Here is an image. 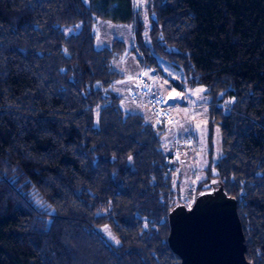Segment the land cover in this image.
Instances as JSON below:
<instances>
[{
  "label": "trees",
  "instance_id": "1",
  "mask_svg": "<svg viewBox=\"0 0 264 264\" xmlns=\"http://www.w3.org/2000/svg\"><path fill=\"white\" fill-rule=\"evenodd\" d=\"M135 5L0 0V264H180L167 244L178 162L161 149L163 122L108 88L125 44L95 48L97 16L132 23L142 67L162 59L184 76L172 84L206 87L221 155L193 196L222 185L246 259L264 264V0H148V49Z\"/></svg>",
  "mask_w": 264,
  "mask_h": 264
},
{
  "label": "rangeland",
  "instance_id": "2",
  "mask_svg": "<svg viewBox=\"0 0 264 264\" xmlns=\"http://www.w3.org/2000/svg\"><path fill=\"white\" fill-rule=\"evenodd\" d=\"M136 2L135 9L138 10L139 20L142 23V43L149 48V22L147 21L146 5L148 0H133ZM116 4V3H114ZM118 15V13H117ZM79 24L61 25L60 32L64 35L75 33L79 30ZM92 34H94L95 48L110 46L113 39L117 38L125 44L124 56L112 61L114 69L120 76L108 88L116 96H120L121 109L126 112H139L152 125L161 123L155 117L149 106L145 103L131 101L128 99L129 90L133 87L137 75L141 72L152 89L162 96L164 106L169 111V118L163 122L165 132L161 136V149L165 153H174V148L179 146L184 149L177 160L180 182L179 193L183 203L190 206L194 200L193 190L197 182L203 179L207 165L210 160L218 161L221 155L219 126L210 122L208 116V102L210 95L206 93L205 86L197 85L193 88L183 86L182 88L172 84L184 78L180 70L171 64L159 59L156 61L158 67H142L139 57L142 55L134 41L132 23L128 20L96 17L93 21ZM230 98L224 100V104L230 102ZM95 124L96 116H95ZM187 139L192 140L190 147L185 146ZM185 147V148H184ZM181 160V161H180ZM97 229L103 237L113 246L119 244L114 232L107 224H102Z\"/></svg>",
  "mask_w": 264,
  "mask_h": 264
},
{
  "label": "water",
  "instance_id": "3",
  "mask_svg": "<svg viewBox=\"0 0 264 264\" xmlns=\"http://www.w3.org/2000/svg\"><path fill=\"white\" fill-rule=\"evenodd\" d=\"M236 204L219 184L198 191L190 206L176 203L168 210L167 244L180 264H252Z\"/></svg>",
  "mask_w": 264,
  "mask_h": 264
},
{
  "label": "built area",
  "instance_id": "4",
  "mask_svg": "<svg viewBox=\"0 0 264 264\" xmlns=\"http://www.w3.org/2000/svg\"><path fill=\"white\" fill-rule=\"evenodd\" d=\"M131 101L147 104L155 117H157L161 121V123L170 120L169 111L164 106L165 104L163 97L159 96V94L152 89L141 72L137 75L133 87L129 90L128 99L124 102L129 103ZM191 145L192 140L187 139L185 141V146L190 147ZM183 150V148L180 149L179 146H176L174 148V153H172V161L179 160L180 154Z\"/></svg>",
  "mask_w": 264,
  "mask_h": 264
}]
</instances>
